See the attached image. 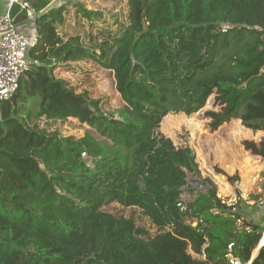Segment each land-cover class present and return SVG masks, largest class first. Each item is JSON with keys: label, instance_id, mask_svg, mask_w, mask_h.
<instances>
[{"label": "trees", "instance_id": "16d2710c", "mask_svg": "<svg viewBox=\"0 0 264 264\" xmlns=\"http://www.w3.org/2000/svg\"><path fill=\"white\" fill-rule=\"evenodd\" d=\"M27 1L42 11L29 68L0 104V264H229L230 242L248 261L263 224L245 219L252 232L239 231V205L233 212L210 177L183 210L199 164L190 146L177 148L158 128L216 93L222 107L206 112L211 130L233 119L264 130V0H128L121 29L88 42L61 36L65 3ZM76 6L82 18L101 17ZM20 11L17 22L28 18ZM84 60L113 71L121 107L106 111L55 73ZM68 118L89 130L75 137L40 127ZM243 146L264 158V139ZM111 204L140 210L154 231ZM204 246L206 260L196 255ZM252 264H264V248Z\"/></svg>", "mask_w": 264, "mask_h": 264}, {"label": "rangeland", "instance_id": "374dc122", "mask_svg": "<svg viewBox=\"0 0 264 264\" xmlns=\"http://www.w3.org/2000/svg\"><path fill=\"white\" fill-rule=\"evenodd\" d=\"M61 3H65V21L59 27L63 37L80 34L84 42L96 41L101 37V32L112 30V33H115L127 22L128 0H50L48 7ZM76 3H82L87 9L101 13L100 19L98 17L92 22V20L82 18ZM20 10L21 8L14 14L16 18L21 16ZM35 29L34 23L18 27L19 32L26 34L32 40L35 37ZM55 73L65 79L68 85L75 88L77 92L87 91L91 98L101 99V104L106 111H113L123 105L122 98L116 90L113 71L100 67L92 60L58 66ZM221 107L216 93H212L200 111L190 116L183 113L169 114L158 128L159 132L173 140L177 148L190 146L201 166V181L188 180V184L184 186L182 201L187 207L188 203H192L198 197L197 192H203L206 189L202 180L210 177L206 173V167L209 166L210 173L215 175V178L214 176L210 178L217 187L218 196L223 197L224 200L238 196L241 216L255 223L260 222L264 226V158L245 150L243 146L244 140L260 143L264 139V130H248L242 125L241 120L233 119L223 129L236 130L240 135L237 141L231 140L230 142V149L234 155L225 169L219 168L221 166L218 164L213 165L215 145L220 144V138L216 136L215 130L210 129L211 119L206 116V112L219 111ZM40 127H46L49 131H57L63 136L75 137H81L89 130L87 124L75 118H68L65 121L44 119L40 122ZM229 177L234 179L230 180ZM245 186L248 187V192H244L246 191ZM239 187L240 189L243 187L242 193L246 195L245 197L240 196ZM108 208L110 211L122 212L127 216L134 214L140 225L154 231L150 221L143 216L140 210L123 209L117 204H111ZM258 244L256 248L254 247L255 249L253 248L254 250L252 249L251 256L253 257L257 256L260 251Z\"/></svg>", "mask_w": 264, "mask_h": 264}, {"label": "built area", "instance_id": "2783aa9c", "mask_svg": "<svg viewBox=\"0 0 264 264\" xmlns=\"http://www.w3.org/2000/svg\"><path fill=\"white\" fill-rule=\"evenodd\" d=\"M17 4L20 5L21 10H27L28 17H33L36 13L31 9L27 0H0V104L2 101L10 99L17 92L21 78L29 68L28 52L35 41V37L32 40L26 34L18 31L16 16L13 11ZM82 155L87 156L85 152ZM183 195L184 191L178 205L184 210L186 207L182 201ZM223 202L232 206L233 212L238 211L239 198L237 196L229 200L223 199ZM235 220L239 231L252 232L251 226L244 223L245 220L242 216H235ZM197 223L195 219L192 225H197ZM205 247L202 248L201 254H196L204 260L207 259ZM234 248V242L228 243L225 258L229 264L253 263V256L248 261H244L234 254ZM259 248H264V230L259 240Z\"/></svg>", "mask_w": 264, "mask_h": 264}, {"label": "crops", "instance_id": "0c3cea01", "mask_svg": "<svg viewBox=\"0 0 264 264\" xmlns=\"http://www.w3.org/2000/svg\"><path fill=\"white\" fill-rule=\"evenodd\" d=\"M29 18V17H28ZM27 18V19H28ZM26 19L22 20V21H25ZM21 21V22H22ZM18 23V22H17ZM123 101V100H122ZM124 104V102H123ZM231 123V122H229ZM228 123L220 126L217 130H215V134L217 137L220 138L219 142L220 144H218L217 146L215 145V153H214V164L213 165H216L218 164L219 168L221 169H225V166H229L228 164V161L231 160V157L233 154V151L231 152V149H230V142L231 140H235L237 141L239 139V133L236 131V130H225L223 129L225 126H227ZM248 130H251V129H248ZM253 131V130H252ZM256 142V141H254ZM257 143V142H256ZM197 160V159H196ZM198 162V161H197ZM222 162V163H221ZM221 163V164H220ZM199 164V162H198ZM223 164V165H222ZM200 170H201V166H199ZM206 173L209 174V176L212 178V176H214L215 178V175H212L209 171V166L206 167ZM230 174V173H229ZM239 183V182H238ZM239 186V185H237ZM239 189V193H240V196L241 197H245L246 195L243 194V187L240 189V187L238 188ZM246 191L244 192H248V187L245 186V189ZM238 197V196H237ZM223 198V197H222ZM246 216V215H244ZM245 220V219H244Z\"/></svg>", "mask_w": 264, "mask_h": 264}, {"label": "water", "instance_id": "95a60500", "mask_svg": "<svg viewBox=\"0 0 264 264\" xmlns=\"http://www.w3.org/2000/svg\"><path fill=\"white\" fill-rule=\"evenodd\" d=\"M42 14V11H39V12H36V14L33 16V17H29L28 19H26L25 21H22V22H18L17 23V26L20 27L22 25H25V24H28V23H35V21L37 20V18ZM190 179H193L195 180L194 177H192L190 175V173H188V180ZM256 256L253 257V259L255 258Z\"/></svg>", "mask_w": 264, "mask_h": 264}, {"label": "clouds", "instance_id": "9594fccd", "mask_svg": "<svg viewBox=\"0 0 264 264\" xmlns=\"http://www.w3.org/2000/svg\"><path fill=\"white\" fill-rule=\"evenodd\" d=\"M36 14V13H35Z\"/></svg>", "mask_w": 264, "mask_h": 264}]
</instances>
